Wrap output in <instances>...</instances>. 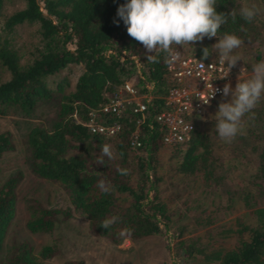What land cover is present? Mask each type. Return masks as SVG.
<instances>
[{
  "label": "trees",
  "instance_id": "trees-1",
  "mask_svg": "<svg viewBox=\"0 0 264 264\" xmlns=\"http://www.w3.org/2000/svg\"><path fill=\"white\" fill-rule=\"evenodd\" d=\"M4 1L10 0H0V16ZM20 1L23 7L4 15L0 25V65L8 73V78L0 81V115L11 110L31 116L39 101L51 97L45 84L46 77L68 64L82 66L72 90L59 96L52 122L48 126L28 123L24 142L31 172L57 183L66 192L74 210L86 219L93 234L105 236L113 243L124 238L136 240L158 234L159 223L165 229L171 221L166 204L157 198L154 189L159 180L154 172L156 153L163 146L159 132H147L143 128V155H138L126 143L136 118L128 108L120 117L98 114L99 121L121 123V131L113 138L91 134L75 120L86 121L88 112L106 100L112 87L134 73V63L129 56L139 61L143 78L152 82L151 93L163 95L166 89L163 55L159 63L148 62L147 55L154 53H147L142 44L127 34L123 21L116 16L117 7L126 0H40L42 10H39V0ZM243 1L217 0L218 13L227 14L233 9L237 13L235 22L229 17L217 36L237 35L244 44L252 46V59H259L264 40L263 23L257 16L251 23L240 17ZM22 23L36 26L39 43L24 63H20L17 51L7 37L14 26ZM211 39L205 37L190 43L186 53L204 59L202 50L207 47L211 56ZM120 55H123V61L119 60ZM141 83L138 80V84ZM56 89H62V84L58 83ZM158 101L154 100L155 103ZM253 111L255 118L249 120L246 116L244 134L237 136L255 158V165L249 171L251 176L240 193V201L251 208L252 223L236 220L235 229L226 227L217 233L238 236L236 244L229 249L211 245L210 235L204 244L199 237L179 238L183 233L180 228L176 229L175 251L180 253L184 264H264V207L254 206L253 200L256 191L264 186V101H260ZM104 144L111 145L113 158L104 157V163L97 164ZM169 148L172 170L176 174L189 176L201 172L204 180L213 175L217 165L212 155L210 134L205 130L197 128L186 142ZM12 149L9 133L1 132L0 157ZM131 165L135 166L138 175L134 185L128 180ZM217 177H212L213 183ZM100 179L110 181L112 190L103 193L97 186ZM16 182V176H9L0 184V264H42V260L54 253L52 245L41 247L35 254L30 245L21 241L11 243L2 254L6 231L14 216ZM32 211L24 224L27 231L52 229L57 210L36 206ZM62 214L68 216L69 212L64 210ZM112 216H118L119 220L108 229L100 227L103 220ZM125 228L131 229L130 234L121 235ZM65 264L84 263L68 261Z\"/></svg>",
  "mask_w": 264,
  "mask_h": 264
},
{
  "label": "rangeland",
  "instance_id": "rangeland-1",
  "mask_svg": "<svg viewBox=\"0 0 264 264\" xmlns=\"http://www.w3.org/2000/svg\"><path fill=\"white\" fill-rule=\"evenodd\" d=\"M38 2L42 6V2ZM252 3L260 8L257 17L264 27V0H244L241 6ZM22 7L23 2L20 0L4 1L0 25L4 15ZM35 29L34 24L22 23L8 32L7 37L17 51L20 63L28 61L34 48L39 45ZM217 42V38L211 39V56L218 54L213 47ZM67 46L72 48L68 44ZM188 48V45H184L180 49L188 52ZM251 48L249 44L243 43L234 52L240 57L236 65L247 68L242 79L251 75L254 63L264 60V40L260 47L259 59H252ZM81 70L80 64H68L46 77L45 84L51 97L39 101L31 116L26 117L11 110L0 115V133L8 132L13 144V149L4 152L0 157V184L9 176L17 177L14 189V216L6 231L2 254L11 243L24 241L31 246L35 254L45 245L54 247V253L42 260V264H65L68 261H81L84 264H184L180 253L175 251V230L178 228L183 233L179 238L199 237L204 244L205 238L210 235L208 240L214 247H233L238 239L236 234L222 236L217 233L226 227L235 229L236 220L245 224L252 223L251 208L240 201V193L251 176L249 171L255 165V158L244 142L237 138L238 135L230 143L218 137L213 117L218 111V103L222 101V97L211 104L206 117L198 123L199 129L210 134L212 155L215 158V166L217 165L209 180H204L201 172L189 176L176 174L172 170L173 159L170 157L172 152L169 147L161 146L156 153L154 172L159 180L154 189L157 198L166 204L171 220L165 229L163 224L159 223L158 234L136 240L124 238L118 243L111 242L105 236L93 234L88 229L86 219L69 203L66 192L57 183L31 172L28 163L29 152L24 142L28 123L48 126L55 118L59 96L72 90ZM7 78V71L0 65V81ZM58 83L62 84L60 90L56 89ZM261 101H264V97ZM129 172V184L134 185L138 176L134 165L129 167ZM213 176H218L215 183L212 182ZM256 192L254 206L264 207V186ZM36 206L58 211L51 230L29 232L25 229L24 224ZM64 210H68V216L62 214Z\"/></svg>",
  "mask_w": 264,
  "mask_h": 264
},
{
  "label": "clouds",
  "instance_id": "clouds-1",
  "mask_svg": "<svg viewBox=\"0 0 264 264\" xmlns=\"http://www.w3.org/2000/svg\"><path fill=\"white\" fill-rule=\"evenodd\" d=\"M260 8L257 4H245L239 9L240 17L251 23L259 14ZM236 11L229 13L217 12V0H126L119 5L116 16L123 21L127 34L135 41L143 45L147 53L148 62L159 63L160 56L164 61L175 64L180 61L182 54L177 51V46L202 41L205 37L209 39L216 37L217 43L213 47L218 51L219 62L226 65L227 73L236 66L240 60L235 55L244 41L235 34L225 33L218 38L217 33L221 26L228 22L229 17L235 22ZM116 23V21H113ZM203 58L210 56L209 48H203ZM197 61V60H196ZM199 62V61H197ZM203 67L202 62H199ZM247 72V68H241L240 73ZM228 74L221 79H224ZM209 92L203 103L208 104L217 92L222 94V101L218 103V111L213 119L218 137L230 143L237 135L244 134V121L247 116L249 120L255 118L254 109L264 97V60L252 65L251 75L246 79H239L232 89L230 84H225L222 89H214L212 84L208 85ZM230 97V99H227ZM104 157L113 158L111 145L104 144L101 154L96 163L103 164ZM103 176V173L96 172ZM123 174V172L121 173ZM103 193L112 190L110 181L100 179L97 185ZM119 220L118 216H112L102 221L101 226L108 229ZM131 232L125 228L121 235Z\"/></svg>",
  "mask_w": 264,
  "mask_h": 264
},
{
  "label": "built area",
  "instance_id": "built-area-1",
  "mask_svg": "<svg viewBox=\"0 0 264 264\" xmlns=\"http://www.w3.org/2000/svg\"><path fill=\"white\" fill-rule=\"evenodd\" d=\"M39 4V10H42ZM182 54L180 61L169 65L165 62L163 78L166 89L163 95L151 93L152 82L143 78L139 61L129 56L134 63V73L122 80L118 86H113L106 100L95 109L88 112V118L81 123L91 134L104 138L116 137L121 131V123L116 120L99 121L98 114H109L120 117L123 110L128 108L136 115L133 128L128 133L126 143L128 148L138 155H143V139L145 131H158L160 143L163 146L173 147L186 142L192 132L198 128V123L206 117L211 104L222 97L217 92L208 104L203 101L209 92L211 83L214 89H222L227 83L235 88L238 77L243 78V67L235 66L227 73L226 65L219 62V54L200 59L177 49ZM123 61V55L119 57ZM202 62L203 67L199 62ZM228 76L224 79L222 77ZM138 80L142 81L138 84ZM144 89L145 91H142ZM159 100L157 103L154 100Z\"/></svg>",
  "mask_w": 264,
  "mask_h": 264
}]
</instances>
